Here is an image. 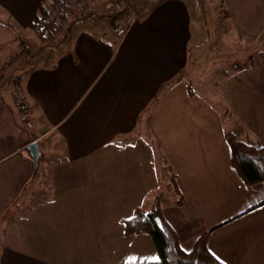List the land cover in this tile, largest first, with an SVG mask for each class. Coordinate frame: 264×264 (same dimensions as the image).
<instances>
[{"label": "crops", "instance_id": "0c3cea01", "mask_svg": "<svg viewBox=\"0 0 264 264\" xmlns=\"http://www.w3.org/2000/svg\"><path fill=\"white\" fill-rule=\"evenodd\" d=\"M46 1L0 0V264H158L152 239L122 224L157 203L183 252L210 232L221 264H264V184L246 186L231 167L233 128L215 108L232 90L223 70L232 56L219 46H264V0H216L217 19L209 0L113 12L122 38L96 5L98 16L41 48L29 25ZM260 104L240 118L241 142L264 146Z\"/></svg>", "mask_w": 264, "mask_h": 264}, {"label": "trees", "instance_id": "16d2710c", "mask_svg": "<svg viewBox=\"0 0 264 264\" xmlns=\"http://www.w3.org/2000/svg\"><path fill=\"white\" fill-rule=\"evenodd\" d=\"M123 1L127 3V0ZM92 4V0H48L39 5L29 28L35 34L41 48L55 47L64 41L75 24L98 16L96 11L92 10L94 7ZM11 63L12 61L7 65ZM19 81L20 78H14L10 87L19 110V117L27 121L28 108ZM226 143L230 165L243 183L246 186L264 184V146L241 142L231 133L226 134ZM156 220L159 221V225ZM122 224L127 235L146 234L152 239L158 255V264H221L209 252L207 237L210 232L199 237L189 252H183L177 238L163 221L158 203L150 212L136 210L133 216Z\"/></svg>", "mask_w": 264, "mask_h": 264}, {"label": "rangeland", "instance_id": "374dc122", "mask_svg": "<svg viewBox=\"0 0 264 264\" xmlns=\"http://www.w3.org/2000/svg\"><path fill=\"white\" fill-rule=\"evenodd\" d=\"M163 1L164 0H133L130 3L129 0H127L126 4H129L128 9L126 5H123L121 9L122 11H119L117 14H121L123 16H126L128 14L132 17V12H134L137 16L144 15L145 12L148 11L152 6H154L155 4L157 5ZM120 2L121 0H92V5H100L101 7H103V9L105 10L104 12H106L105 22H107L108 24L116 20L114 19L115 15L113 14V12H116L114 6L116 3ZM198 2L202 5L203 0H198ZM207 2L210 3L209 6L216 9V19L218 16L222 17L220 14L221 11L219 8V3L216 0H209ZM200 4L197 5L199 9L202 7ZM109 6L111 9H109ZM220 20L222 19H219V22H221ZM117 27H122V24H116L114 22L112 25L113 33L115 28ZM218 27L220 29H223L222 23L221 25L219 24ZM225 27L227 28L226 23ZM228 36H230L229 32ZM219 47L225 54L228 53L232 56L230 60L224 62V66L222 65L223 70L226 69L233 71L232 74L228 77L229 82L232 84V90L226 91L224 96L218 95L217 100L212 99L211 96L216 95H212L213 93L210 92L203 94V96H206L207 100L209 101L215 100V108L218 110L221 118H223L225 126H230L231 129L233 128V130H230L232 134H234L235 136L244 135V125L241 122L240 118L243 117L246 121H249V119L251 118V114L256 111L257 107H261L260 103L264 102V94L261 93V87H263L264 85V46L254 43H241L240 41L234 39L233 44H229V46L227 45ZM222 66L221 62L219 61L216 68H211V73L212 71L220 70ZM214 82L216 83V85H218V89H220L222 85L221 81L219 80ZM206 87H210L209 89H212V85H207ZM189 88L194 89L193 87ZM254 88H259V93H256ZM225 100L226 102L223 103ZM171 193L172 191L169 192L168 197L170 200H173L174 196ZM168 201V198H165L161 203H168Z\"/></svg>", "mask_w": 264, "mask_h": 264}, {"label": "water", "instance_id": "95a60500", "mask_svg": "<svg viewBox=\"0 0 264 264\" xmlns=\"http://www.w3.org/2000/svg\"><path fill=\"white\" fill-rule=\"evenodd\" d=\"M27 152L32 160L33 163V172L34 174L37 172V168H38V161H39V150H38V146L37 143H32L27 147ZM157 224L159 225V221L156 220Z\"/></svg>", "mask_w": 264, "mask_h": 264}, {"label": "built area", "instance_id": "2783aa9c", "mask_svg": "<svg viewBox=\"0 0 264 264\" xmlns=\"http://www.w3.org/2000/svg\"><path fill=\"white\" fill-rule=\"evenodd\" d=\"M131 1H133V0H131ZM131 1L129 0V2L131 3ZM123 5H126V7H127V9H128V6L129 5H127V4H125L124 3V1L123 0H121V2L120 3H116L115 4V6H114V9L116 10V11H122L121 9H122V6ZM109 9H111L110 8V6H109ZM125 29L124 28H122V27H117V28H115V30H114V33H115V35L118 37V38H122L124 35H125Z\"/></svg>", "mask_w": 264, "mask_h": 264}, {"label": "snow or ice", "instance_id": "6c2138e0", "mask_svg": "<svg viewBox=\"0 0 264 264\" xmlns=\"http://www.w3.org/2000/svg\"><path fill=\"white\" fill-rule=\"evenodd\" d=\"M154 259H157V258L154 257Z\"/></svg>", "mask_w": 264, "mask_h": 264}]
</instances>
